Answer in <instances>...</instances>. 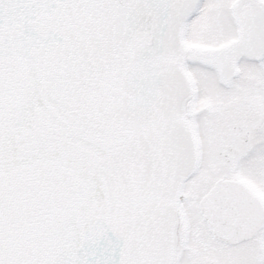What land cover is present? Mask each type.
<instances>
[{
    "label": "snow or ice",
    "instance_id": "1",
    "mask_svg": "<svg viewBox=\"0 0 264 264\" xmlns=\"http://www.w3.org/2000/svg\"><path fill=\"white\" fill-rule=\"evenodd\" d=\"M0 264H264V0H0Z\"/></svg>",
    "mask_w": 264,
    "mask_h": 264
}]
</instances>
